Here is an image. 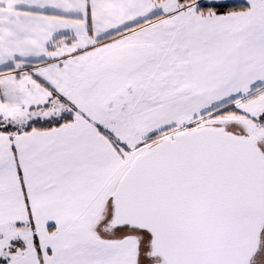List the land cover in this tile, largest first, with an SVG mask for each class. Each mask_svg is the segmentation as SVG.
Masks as SVG:
<instances>
[{"label": "snow or ice", "instance_id": "obj_1", "mask_svg": "<svg viewBox=\"0 0 264 264\" xmlns=\"http://www.w3.org/2000/svg\"><path fill=\"white\" fill-rule=\"evenodd\" d=\"M0 264H264V0H0Z\"/></svg>", "mask_w": 264, "mask_h": 264}]
</instances>
